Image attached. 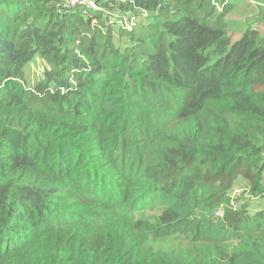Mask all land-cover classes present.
Segmentation results:
<instances>
[{"label": "trees", "instance_id": "16d2710c", "mask_svg": "<svg viewBox=\"0 0 264 264\" xmlns=\"http://www.w3.org/2000/svg\"><path fill=\"white\" fill-rule=\"evenodd\" d=\"M66 1L0 0V264H264V34L216 0Z\"/></svg>", "mask_w": 264, "mask_h": 264}, {"label": "rangeland", "instance_id": "374dc122", "mask_svg": "<svg viewBox=\"0 0 264 264\" xmlns=\"http://www.w3.org/2000/svg\"><path fill=\"white\" fill-rule=\"evenodd\" d=\"M216 5L221 7L223 3H229L232 7L226 16L227 31L232 40H237L242 37L248 28H257L264 34V3L257 0H216ZM89 3L90 1L82 0ZM86 5V4H85ZM87 6V5H86ZM89 8V6H87ZM120 36L115 33V40H119ZM120 41V40H119ZM45 63L40 56H37L26 68L25 81L27 87H34L36 83L44 77ZM247 187L245 181L242 184ZM173 239V243L181 249L187 244L184 238ZM165 248H170L168 244H164Z\"/></svg>", "mask_w": 264, "mask_h": 264}, {"label": "built area", "instance_id": "2783aa9c", "mask_svg": "<svg viewBox=\"0 0 264 264\" xmlns=\"http://www.w3.org/2000/svg\"><path fill=\"white\" fill-rule=\"evenodd\" d=\"M87 1H90V2L89 3H86V2L84 3V2H82V0H68V1L65 2L64 6L65 7H73V6L79 5V4L80 5H85L86 4L87 6H89V8L96 9L98 7V5H99L98 4V0H87ZM113 1H115V2H119V1L120 2H125L127 0H113ZM118 23H119L120 28L126 29V30H131L132 26L134 25V23H136V17L135 16L124 17ZM244 191H245V187H243V186L242 187H237V188H235L233 190L232 197L233 198L238 197V196L242 195ZM236 206H237V204H236ZM223 214H224V210H223L222 207L218 208L216 210V212H215L216 218L222 217Z\"/></svg>", "mask_w": 264, "mask_h": 264}]
</instances>
